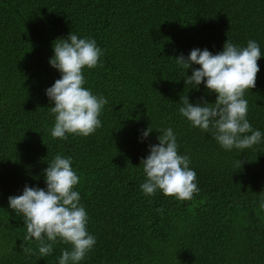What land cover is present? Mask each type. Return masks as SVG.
Listing matches in <instances>:
<instances>
[{
  "label": "trees",
  "instance_id": "1",
  "mask_svg": "<svg viewBox=\"0 0 264 264\" xmlns=\"http://www.w3.org/2000/svg\"><path fill=\"white\" fill-rule=\"evenodd\" d=\"M71 31L102 48L97 67L83 71L85 87L108 103L95 133L54 139L45 90L60 73L49 58ZM249 39L264 53V0H0V264H58L71 247L57 240L41 257L8 206L25 184L46 186L43 169L56 154L73 158L96 237L79 264H264V142L226 151L179 112L185 95L195 103L216 94L203 83L188 88L176 57ZM258 64L245 98L247 118L264 131V56ZM150 124L171 126L190 156L199 187L191 200L140 189L141 158L158 143L156 129L139 138Z\"/></svg>",
  "mask_w": 264,
  "mask_h": 264
},
{
  "label": "clouds",
  "instance_id": "2",
  "mask_svg": "<svg viewBox=\"0 0 264 264\" xmlns=\"http://www.w3.org/2000/svg\"><path fill=\"white\" fill-rule=\"evenodd\" d=\"M49 63L60 77L46 88L54 125L50 134L54 139L68 136H88L102 127V110L108 103L102 94H94L85 87L84 69L100 63L102 48L95 38L80 37L72 31L58 38L53 45ZM264 56L260 44L249 39L246 46L229 40L221 51L213 53L207 47L190 50L187 56L177 58L185 70V84L199 90L203 83L208 94L215 93L214 102L203 97L191 102L187 95L181 97L179 112L192 127L211 133L226 151L236 149L242 153L264 142V131L254 128L248 117L246 91L256 86L260 71L258 60ZM199 67H193V65ZM192 68L191 75L187 69ZM153 129L158 130V143H150L147 156L140 165L145 180L140 189L146 196L157 191L177 200H191L199 191L197 173L190 167L191 158L179 152L176 134L171 126L141 130L140 139L146 140ZM242 161L238 159L237 166ZM45 187L25 184L21 194L8 197V206L23 216L26 225L25 240L39 241L41 257L53 253V244L59 240L71 245L62 249L58 264H79L96 244V237L88 231V212L76 190L80 177L73 168V158L56 154L43 169Z\"/></svg>",
  "mask_w": 264,
  "mask_h": 264
}]
</instances>
